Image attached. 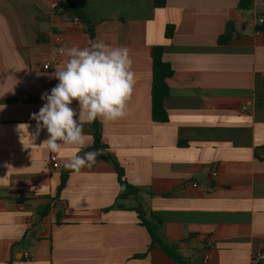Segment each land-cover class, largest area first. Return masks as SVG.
<instances>
[{
  "label": "crops",
  "instance_id": "0c3cea01",
  "mask_svg": "<svg viewBox=\"0 0 264 264\" xmlns=\"http://www.w3.org/2000/svg\"><path fill=\"white\" fill-rule=\"evenodd\" d=\"M153 1L75 0L91 39L84 24L60 12L61 0H0V264H177L148 250L133 211L114 208L119 185L108 160L75 173L64 167L74 148L60 156L37 147L46 130L36 146L21 143L17 125L35 132L31 114L67 59L55 49L90 41L130 51L136 84L129 115L98 120L101 143L129 184L153 194L141 199L163 238L187 264L204 256L207 264H264L251 261L264 251V28L257 24L264 0L246 10L241 0H165L163 8ZM228 23L234 34L219 45ZM167 25L174 26L169 40ZM158 45L174 72L165 124L150 114V52ZM84 132L80 155L93 149L92 123Z\"/></svg>",
  "mask_w": 264,
  "mask_h": 264
},
{
  "label": "clouds",
  "instance_id": "9594fccd",
  "mask_svg": "<svg viewBox=\"0 0 264 264\" xmlns=\"http://www.w3.org/2000/svg\"><path fill=\"white\" fill-rule=\"evenodd\" d=\"M57 51L67 59L53 74L58 83L50 93L41 96L46 102L38 113L31 114V119L36 121L35 132H29L27 124L17 125V128L25 148L36 146L35 141L45 130L47 138L37 147L60 156L66 147L74 148L64 167L79 173L92 168L100 155L98 152L79 154L89 139L84 125L97 120L114 122L129 115L128 104L136 84L133 60L128 48L112 47L99 41ZM73 102L78 104V112L72 107Z\"/></svg>",
  "mask_w": 264,
  "mask_h": 264
},
{
  "label": "trees",
  "instance_id": "16d2710c",
  "mask_svg": "<svg viewBox=\"0 0 264 264\" xmlns=\"http://www.w3.org/2000/svg\"><path fill=\"white\" fill-rule=\"evenodd\" d=\"M252 0H241L238 8L239 10H246L250 7ZM154 8H163L165 6V0H154ZM58 8L62 14L68 15L69 17H77L82 24L85 25L86 30L91 39L94 38V31L92 25L86 19L83 12L75 4V0H61ZM264 28V25H262ZM174 33V26L167 25L164 30L165 39L169 40L172 38ZM233 26L228 23L225 28V32L217 40L219 45L227 44L232 38ZM151 58V88H150V114L151 120L154 123L165 124L168 122V114L164 107V100L169 94V87L167 81L174 76V72L171 69L169 63L164 60L163 47L154 46L150 52ZM46 101L39 99L40 104H44ZM94 134H93V149L101 152L106 160L112 165L119 185V192L114 205L115 209L119 210H130L133 211L139 221V225L143 227L149 236V249L158 248L162 250L168 257L174 259L177 264H187L177 253L178 248L176 244L168 243L160 233V221L152 214H147L142 195L150 198L153 194L146 189H142L129 184L125 178L124 170L116 161L115 158L109 155L105 145L101 143V135L99 131L98 120L92 123ZM66 184V175L61 177V183L58 188L57 195L64 188ZM132 200L135 205L131 208H127L124 202ZM138 258L144 257V255L137 256Z\"/></svg>",
  "mask_w": 264,
  "mask_h": 264
},
{
  "label": "built area",
  "instance_id": "2783aa9c",
  "mask_svg": "<svg viewBox=\"0 0 264 264\" xmlns=\"http://www.w3.org/2000/svg\"><path fill=\"white\" fill-rule=\"evenodd\" d=\"M72 22H73L74 24H76V25L81 23L80 20H79L77 17H73V18H72ZM257 24H258L259 26L264 25V18H259V19L257 20ZM60 48H61V47H57V48L55 49V52H56L57 55H61V54L57 51V50L60 49ZM57 63H58V59H53L51 63H47L46 65H44V66H43V69L47 71V70H48V67H49L51 64H57ZM46 66H48V67H46ZM55 161H56L55 157L52 156V157L50 158V162L54 163ZM216 176H217L216 169L212 168L211 171H210V177H211V178H215ZM192 186H193V187H197V184H196V183H193ZM211 191H212V188L209 187V188L207 189V192H208V193H211ZM206 244H207L208 246H211V245L213 244V242L208 240V241H206ZM24 256H25L26 259L29 258V255H28L27 253H25ZM207 261H208V257H207V256H204V257L202 258V260H201V264H207ZM251 261H252V263H261V262H264V251H259V252L254 253V254L252 255Z\"/></svg>",
  "mask_w": 264,
  "mask_h": 264
},
{
  "label": "water",
  "instance_id": "95a60500",
  "mask_svg": "<svg viewBox=\"0 0 264 264\" xmlns=\"http://www.w3.org/2000/svg\"><path fill=\"white\" fill-rule=\"evenodd\" d=\"M88 152H98V153H100V155L97 157V159L106 160V157L101 152H99V151L89 150Z\"/></svg>",
  "mask_w": 264,
  "mask_h": 264
}]
</instances>
